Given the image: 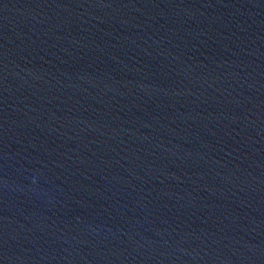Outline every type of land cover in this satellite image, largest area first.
Segmentation results:
<instances>
[{"label":"water","instance_id":"95a60500","mask_svg":"<svg viewBox=\"0 0 264 264\" xmlns=\"http://www.w3.org/2000/svg\"><path fill=\"white\" fill-rule=\"evenodd\" d=\"M0 264H264V0H0Z\"/></svg>","mask_w":264,"mask_h":264}]
</instances>
